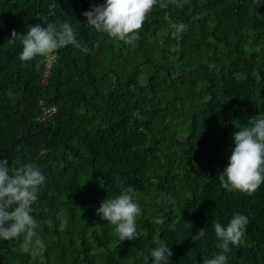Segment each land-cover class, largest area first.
I'll list each match as a JSON object with an SVG mask.
<instances>
[{
	"label": "trees",
	"instance_id": "16d2710c",
	"mask_svg": "<svg viewBox=\"0 0 264 264\" xmlns=\"http://www.w3.org/2000/svg\"><path fill=\"white\" fill-rule=\"evenodd\" d=\"M105 2L0 0V159L45 176L32 215L46 245L33 258L23 237L0 240V264H153L161 244L168 264H203L220 251L213 225L235 214L249 223L227 264H264V184L248 195L218 178L233 132L264 114V0H158L132 44L88 25L83 13ZM166 16L188 26L179 40ZM37 23L70 24L90 51L21 61L12 31ZM129 185L138 238L120 241L96 210Z\"/></svg>",
	"mask_w": 264,
	"mask_h": 264
},
{
	"label": "clouds",
	"instance_id": "9594fccd",
	"mask_svg": "<svg viewBox=\"0 0 264 264\" xmlns=\"http://www.w3.org/2000/svg\"><path fill=\"white\" fill-rule=\"evenodd\" d=\"M170 2L182 8L185 0ZM157 3L158 0H106L104 4L93 6L83 15L88 25L97 32L106 33L125 44H132L140 38L138 33ZM160 6L167 7V4L161 3ZM36 16L42 18L39 13ZM165 20L169 21L171 36L179 40L188 26L173 22L167 16ZM11 36V41L21 38L22 51L19 59L24 62L38 56L48 57L69 45L85 53L90 51L77 41L76 34L68 23L60 26L48 23L46 27L37 23L30 26L26 34L18 35L13 30ZM232 135L235 147L218 178L223 188L252 195L264 184V114L253 116L248 126L239 128ZM44 183L45 176L36 164L28 163L10 169L8 160L0 159V240L12 241L23 237L20 251L29 253L33 258L43 257L46 250L45 242L36 231L38 221L32 215L38 191ZM161 199L165 202L169 200L163 194ZM136 201V190L129 185L122 188L116 197L102 201L96 210L101 219L114 226V232L120 241L138 238L136 219L142 210ZM57 220L59 230L64 231L68 224L67 217L59 212ZM164 222L163 218L156 219V223L160 225ZM248 223V218L242 214H235L227 226L216 222L213 227L220 251L213 258L203 259V264H227L230 245L238 247L241 244ZM204 235L201 229L195 236L199 239ZM172 255V249L164 244L151 250L153 264H168Z\"/></svg>",
	"mask_w": 264,
	"mask_h": 264
},
{
	"label": "built area",
	"instance_id": "2783aa9c",
	"mask_svg": "<svg viewBox=\"0 0 264 264\" xmlns=\"http://www.w3.org/2000/svg\"><path fill=\"white\" fill-rule=\"evenodd\" d=\"M48 110H46V112H47Z\"/></svg>",
	"mask_w": 264,
	"mask_h": 264
}]
</instances>
